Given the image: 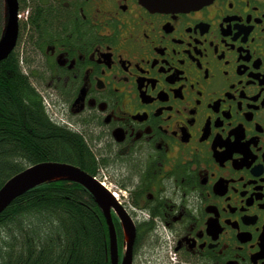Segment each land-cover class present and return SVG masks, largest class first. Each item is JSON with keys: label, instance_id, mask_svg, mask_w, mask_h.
<instances>
[{"label": "flooded vegetation", "instance_id": "flooded-vegetation-1", "mask_svg": "<svg viewBox=\"0 0 264 264\" xmlns=\"http://www.w3.org/2000/svg\"><path fill=\"white\" fill-rule=\"evenodd\" d=\"M18 3L16 47L36 42L32 78L56 96L49 114L83 135L94 177L105 185L112 171L127 193L124 203L110 190L136 229L133 264L151 236L173 240L178 264H264V0L182 12ZM42 14L64 27L33 29Z\"/></svg>", "mask_w": 264, "mask_h": 264}, {"label": "trees", "instance_id": "trees-1", "mask_svg": "<svg viewBox=\"0 0 264 264\" xmlns=\"http://www.w3.org/2000/svg\"><path fill=\"white\" fill-rule=\"evenodd\" d=\"M7 17L6 1L0 0V40ZM56 21L63 20L42 14L31 22L33 29L43 23L54 32L64 27ZM35 44L21 42L0 62V189L42 162L69 163L93 176L99 173L97 156L83 135L57 124L47 110L32 78ZM117 233L121 256L125 237ZM0 264H111L109 228L96 198L81 183L63 178L17 197L0 214Z\"/></svg>", "mask_w": 264, "mask_h": 264}, {"label": "water", "instance_id": "water-1", "mask_svg": "<svg viewBox=\"0 0 264 264\" xmlns=\"http://www.w3.org/2000/svg\"><path fill=\"white\" fill-rule=\"evenodd\" d=\"M211 1L213 0H140V3L155 12H182L198 8ZM6 4L8 17L4 34L0 40V62L15 50L19 35L18 0H6ZM62 178L81 183L96 198L109 228L111 264H120L118 237L112 209L117 211L127 234L122 264H133L136 229L131 217L119 206L115 197L99 180L78 166L61 162H42L27 167L9 179L0 189V214L17 197L30 189L42 183Z\"/></svg>", "mask_w": 264, "mask_h": 264}, {"label": "rangeland", "instance_id": "rangeland-1", "mask_svg": "<svg viewBox=\"0 0 264 264\" xmlns=\"http://www.w3.org/2000/svg\"><path fill=\"white\" fill-rule=\"evenodd\" d=\"M25 14H26V12H21V14L19 13L21 18H23ZM30 56H32V55L29 54L28 57H30ZM35 84H36V82H35ZM37 87L43 93L42 95L45 96V99H47L49 101V104H50L49 113L52 114V116H55V115L58 116L59 113H56L57 111H56L55 107L53 106V101H56V96L54 94L50 95L47 90H45L42 87H39L38 85H37ZM106 174H107L106 176L105 175L103 176V177H107L106 179H104V180H107L106 184L104 186L109 191L111 190V192L114 195H116V198L118 197L119 201H123L124 203H126L127 202L126 191L124 189H121L120 186L119 187L117 186L115 180L113 179L114 177L112 178V171L110 173L106 172ZM117 237H118V234H117ZM124 237H125L124 247H123V252L121 255L123 257H124V252H125V248H126V239H127L126 232L124 234ZM147 241H148V244L139 251V256L136 259L137 260L136 264H178V263H175L176 258L174 256V252L172 249L173 248L172 247L173 240H171L170 238L167 237L166 241H168V246H166V245L164 246V243L162 241H160L158 238L152 237V236ZM163 246H164V248H163ZM171 250H172V252H171Z\"/></svg>", "mask_w": 264, "mask_h": 264}, {"label": "bare ground", "instance_id": "bare-ground-1", "mask_svg": "<svg viewBox=\"0 0 264 264\" xmlns=\"http://www.w3.org/2000/svg\"><path fill=\"white\" fill-rule=\"evenodd\" d=\"M116 196V195H115ZM118 198V197H117ZM150 236V235H149ZM120 254V253H119Z\"/></svg>", "mask_w": 264, "mask_h": 264}, {"label": "built area", "instance_id": "built-area-1", "mask_svg": "<svg viewBox=\"0 0 264 264\" xmlns=\"http://www.w3.org/2000/svg\"><path fill=\"white\" fill-rule=\"evenodd\" d=\"M175 256V255H174Z\"/></svg>", "mask_w": 264, "mask_h": 264}]
</instances>
